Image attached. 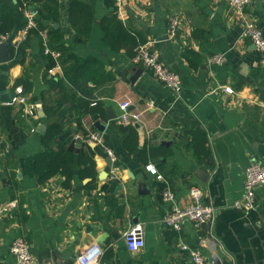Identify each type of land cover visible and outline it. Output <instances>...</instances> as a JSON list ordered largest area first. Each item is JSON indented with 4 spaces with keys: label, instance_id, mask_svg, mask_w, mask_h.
<instances>
[{
    "label": "crops",
    "instance_id": "1",
    "mask_svg": "<svg viewBox=\"0 0 264 264\" xmlns=\"http://www.w3.org/2000/svg\"><path fill=\"white\" fill-rule=\"evenodd\" d=\"M79 1L90 5L93 14L89 36L82 38L70 23L74 0H46L31 8L38 12L37 19L40 11L53 18L44 20L46 27L31 39L26 56L17 59L10 46L26 16L18 0H7L15 26L3 40L9 43L10 60L0 63V207L14 205L0 218V264L14 262L10 247L21 235L28 238L38 264H77L79 253L93 247L102 250V264H191L182 243L200 247L210 264H264V200L252 210L234 206L244 195L248 166L264 163V68L254 46L242 38L229 2ZM248 12L264 32V0H251ZM113 14L181 75V94L133 63L135 47L116 51L106 43L103 23ZM176 18L180 25L173 32ZM53 30L64 35L60 45L70 53L94 58L103 67V82L85 84L90 97L74 88L63 69L49 74L48 57L53 67L56 62L46 52L41 32H47L51 47ZM218 54L224 55V63L212 62ZM106 75L111 79L104 80ZM22 79L32 85L27 95L37 106V117L22 118L18 107L6 100L12 101ZM222 85L232 87L234 94ZM123 101L141 113L138 123H119ZM148 103L154 108L148 109ZM97 105L103 116L98 119L87 114ZM98 121L104 131L96 128ZM132 129L136 147L129 149ZM195 129L207 135V157L193 147ZM89 131L104 134L115 161L89 139ZM151 147L158 150L157 157H146ZM46 151H62L71 158V180L59 172L42 181L37 164ZM149 164L163 174V182L148 173ZM112 168L117 171L113 181ZM166 185L183 207L192 202L190 188H201V202L216 208L213 221L202 228L186 223L180 232L168 229L163 223ZM259 192L264 196L263 189ZM137 223L144 226L145 246L134 253L124 233Z\"/></svg>",
    "mask_w": 264,
    "mask_h": 264
},
{
    "label": "built area",
    "instance_id": "2",
    "mask_svg": "<svg viewBox=\"0 0 264 264\" xmlns=\"http://www.w3.org/2000/svg\"><path fill=\"white\" fill-rule=\"evenodd\" d=\"M227 1L235 12V17L241 29L242 38L247 39L254 46L258 53L259 63L261 67L264 68V32L258 25L256 18L248 12L251 0ZM24 12L27 22L12 44L16 50L28 40L31 31L38 27V12L36 9L26 7ZM178 25H180V20L176 18L172 23L173 32ZM41 36L44 41L46 52L50 54L56 62L55 66L49 69V74L55 75L56 69H62L60 63L61 53L49 46L47 32H41ZM7 38L8 36H2V41L7 40ZM211 60L214 63L222 64L225 62V57L224 55L218 54ZM132 61L134 64L150 70L158 81L175 93L181 94L183 85L181 75L170 70L160 59V56L150 50L147 44H140L136 47ZM221 87L226 93L234 94L232 87L228 85H222ZM11 104L18 107L19 114L22 118L37 117V106L29 100L28 95L23 92L21 86L15 88ZM130 104L129 101L120 103L118 121L126 127L138 123L141 119V113L131 111ZM147 108H154V104L148 103ZM90 123V119L84 121L86 127H89L88 124ZM89 139L100 145L113 161L116 160L114 151L106 144L104 134L97 131H89ZM146 169L148 173L156 177L157 181L163 182L165 180L163 174L158 171L154 164L147 165ZM116 172V168H112L110 174V179L112 181L116 179ZM259 189H263L264 191V163L254 161L246 170L244 195L242 199L234 202V206L246 210H252L258 207L261 199L264 200V196H260ZM162 195L164 202L168 205V210L163 218V223L168 229L180 232L183 230L186 223H191L197 228H202L209 225L214 219L216 208L213 205L203 204L201 202L203 190L199 187L190 188L192 202L184 207L176 202L175 194L170 186H165ZM13 205L14 203H8L0 207V218L7 216ZM124 237L129 250L134 253L145 246V230L141 223L134 224L128 228L124 233ZM181 249L188 255L191 264H210L200 247L182 243ZM10 253L14 258V262L11 264H38L36 257L31 251L30 242L25 235L18 236L13 241L10 247ZM102 256V250L98 247H93L79 253L76 262L77 264H102Z\"/></svg>",
    "mask_w": 264,
    "mask_h": 264
},
{
    "label": "trees",
    "instance_id": "3",
    "mask_svg": "<svg viewBox=\"0 0 264 264\" xmlns=\"http://www.w3.org/2000/svg\"><path fill=\"white\" fill-rule=\"evenodd\" d=\"M45 1L46 0H18V7L24 15V10L26 7H31L32 5L40 4ZM14 16V10L10 8L6 0L0 5V29L2 36H8L12 34L15 26ZM51 18H53L52 14H47L40 11V17L39 19H37L38 27L31 31V35L28 40L25 41V43L17 50L14 48L13 45L10 46V52L12 57H15L17 59H19L20 57H25L26 50L30 45L31 39L35 36H39V30L44 29L46 27V25L44 24V20H48ZM69 20L72 26L79 33V35L82 36V38L85 36H89L92 31L93 24V14L90 5H87L86 3L81 2L79 0H74V2H72L69 8ZM25 24L26 19L23 20V25ZM103 26L106 32V43L112 46V48L116 51H120L123 46H133V48L135 47V52V49L138 45L146 44L145 40L135 36L130 29H127L117 19L115 14H113V16L110 18H106L103 23ZM50 33V45L52 49H54L53 47H56L57 50L62 52L60 61L64 74L67 76L69 82L74 86L76 90L90 97L91 93L85 90V84L90 82V80H93L98 83L103 82L100 81L102 79L100 76L104 74L103 67L100 66L96 59L80 58L70 53L63 45H60V42L64 36L62 33L58 35V32H56L55 30ZM48 59L49 67H53L54 61L51 59V57H48ZM72 61L73 64L70 63ZM106 79L110 80L111 77L106 75V78L104 80ZM59 83L60 87L64 86V83L62 81H60ZM18 86H21L23 88V92L25 94H29L32 89V85L27 79H22L18 81L16 83V87ZM76 99L80 100V102L84 101V99L80 97H76ZM97 107L98 105L92 107L91 109H88L87 114L92 115L93 118L103 117L102 112H100ZM191 133L193 137V147L196 149L197 153L200 154V156L207 157L206 146L208 143V138L206 133H204L200 129H195ZM135 135H137V133L133 130L132 138L130 141L127 142V146L129 147V149H134V146L136 147ZM62 153V151L57 153H55L54 151H46L42 153V155H40L38 159L37 169L41 174H43L42 181L49 180L52 176L58 174L59 172L64 174L67 180L72 179L73 170L69 166L71 158ZM145 154L146 157H157L159 152L157 149L151 147L148 152L146 150Z\"/></svg>",
    "mask_w": 264,
    "mask_h": 264
},
{
    "label": "water",
    "instance_id": "4",
    "mask_svg": "<svg viewBox=\"0 0 264 264\" xmlns=\"http://www.w3.org/2000/svg\"><path fill=\"white\" fill-rule=\"evenodd\" d=\"M9 60H10V57H9V43L7 41H2V39H1L0 40V63H6ZM138 73L139 72H137L136 75L134 77H132V80H134L136 78V76H137ZM6 100H7V102H11V97H7ZM109 111H111V110H109ZM41 114L42 115L44 114L42 110H41ZM114 118H115V115L114 114L113 115L111 114L110 117H109V119H111V120L114 119ZM95 126H96V128L99 131H104L105 130V126L100 121L96 122V125ZM108 162L110 163L111 162V159ZM141 187H142V189H140L139 192L140 193H143L145 191V190H143L144 185H141ZM118 188L120 189L121 187L119 186Z\"/></svg>",
    "mask_w": 264,
    "mask_h": 264
}]
</instances>
